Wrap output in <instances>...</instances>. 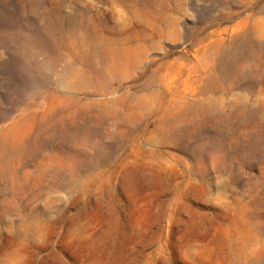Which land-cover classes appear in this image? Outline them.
Instances as JSON below:
<instances>
[{"label": "rangeland", "instance_id": "rangeland-1", "mask_svg": "<svg viewBox=\"0 0 264 264\" xmlns=\"http://www.w3.org/2000/svg\"><path fill=\"white\" fill-rule=\"evenodd\" d=\"M0 264H264V0H0Z\"/></svg>", "mask_w": 264, "mask_h": 264}]
</instances>
